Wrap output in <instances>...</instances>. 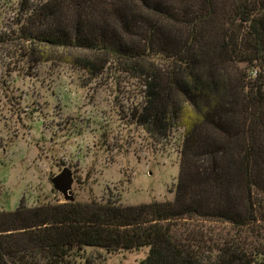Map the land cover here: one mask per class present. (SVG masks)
Masks as SVG:
<instances>
[{"label":"trees","instance_id":"obj_1","mask_svg":"<svg viewBox=\"0 0 264 264\" xmlns=\"http://www.w3.org/2000/svg\"><path fill=\"white\" fill-rule=\"evenodd\" d=\"M35 13L47 30L31 43L94 77L113 64L142 79L137 123L163 138L183 128L179 172L172 200L22 199L0 213V264H91L88 247L147 248L138 264H264V0H46Z\"/></svg>","mask_w":264,"mask_h":264},{"label":"rangeland","instance_id":"obj_2","mask_svg":"<svg viewBox=\"0 0 264 264\" xmlns=\"http://www.w3.org/2000/svg\"><path fill=\"white\" fill-rule=\"evenodd\" d=\"M45 3L0 0V213L22 199L33 209L66 202L51 182L64 167L73 172L77 202L172 200L183 128L163 138L137 123L142 79L113 64L91 76L63 48L28 41L47 30L35 16ZM147 251L108 255L88 247L83 256L91 264H138Z\"/></svg>","mask_w":264,"mask_h":264},{"label":"water","instance_id":"obj_3","mask_svg":"<svg viewBox=\"0 0 264 264\" xmlns=\"http://www.w3.org/2000/svg\"><path fill=\"white\" fill-rule=\"evenodd\" d=\"M51 182L54 189L64 196L66 202L74 201L72 194L74 178L73 172L69 168L64 167L60 173L51 178Z\"/></svg>","mask_w":264,"mask_h":264}]
</instances>
